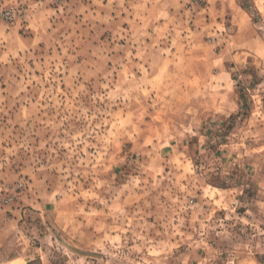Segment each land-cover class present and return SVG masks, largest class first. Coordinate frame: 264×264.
Wrapping results in <instances>:
<instances>
[{"label":"clouds","instance_id":"obj_1","mask_svg":"<svg viewBox=\"0 0 264 264\" xmlns=\"http://www.w3.org/2000/svg\"><path fill=\"white\" fill-rule=\"evenodd\" d=\"M0 264H264V0H0Z\"/></svg>","mask_w":264,"mask_h":264}]
</instances>
